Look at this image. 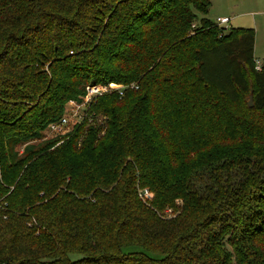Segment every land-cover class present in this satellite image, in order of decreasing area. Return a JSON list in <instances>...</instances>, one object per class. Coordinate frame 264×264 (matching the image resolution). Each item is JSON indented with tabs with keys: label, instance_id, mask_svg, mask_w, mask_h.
Instances as JSON below:
<instances>
[{
	"label": "trees",
	"instance_id": "trees-1",
	"mask_svg": "<svg viewBox=\"0 0 264 264\" xmlns=\"http://www.w3.org/2000/svg\"><path fill=\"white\" fill-rule=\"evenodd\" d=\"M209 8L0 0V264H264V60Z\"/></svg>",
	"mask_w": 264,
	"mask_h": 264
},
{
	"label": "rangeland",
	"instance_id": "rangeland-1",
	"mask_svg": "<svg viewBox=\"0 0 264 264\" xmlns=\"http://www.w3.org/2000/svg\"><path fill=\"white\" fill-rule=\"evenodd\" d=\"M205 18L212 24L216 23L217 18H232L231 26L233 29H251L254 33V50L253 58L254 61L262 63L264 60V0H210V8ZM98 87L102 86L103 93L111 92L114 90H122L123 85L115 86L109 85V89H103L104 84H95ZM132 88V87H131ZM88 95H92L90 90L87 91ZM122 95V94H120ZM80 98L78 101L68 102L65 106V112L59 122L49 124L42 132L45 140H51L58 136H64L71 132L77 123H83L86 120L88 125H92L96 115L88 108L91 103L90 97ZM250 96H246L243 100L244 105L247 106ZM94 118V119H93ZM65 120L66 123H63ZM60 126L58 130L56 127ZM249 145V144H248ZM246 145V147L248 146ZM20 148L19 150H21ZM234 154V152L232 153ZM263 156V155H261ZM234 161L231 163V161ZM238 159L230 157L226 159V163H230V175H234L233 164L237 163ZM223 161V160H222ZM246 161V160H244ZM143 196V195H142ZM144 200L150 202L153 198L152 194L143 196ZM170 214L169 211H166Z\"/></svg>",
	"mask_w": 264,
	"mask_h": 264
},
{
	"label": "built area",
	"instance_id": "built-area-1",
	"mask_svg": "<svg viewBox=\"0 0 264 264\" xmlns=\"http://www.w3.org/2000/svg\"><path fill=\"white\" fill-rule=\"evenodd\" d=\"M215 25L217 26V27H219V28H224V29H226L227 31L231 28L230 27V25H229V19H227V18H217L216 19V23H215ZM192 28H194V26H192ZM254 69H255V71H261V63H258V62H256L255 61V65H254ZM109 85H112V84H109ZM109 85L108 86H105L104 85V87H103V89L105 90V88H106V90L107 89H109L108 87H109ZM88 90H90V93L92 94V95H88ZM108 91V90H107ZM104 93H103V91H102V86L101 87H98L97 85H95V84H93V85H88L87 87H86V97L85 98H87V97H90V99H91V101L90 102H93L94 101V99L96 98V97H98V96H101V95H103ZM121 94V93H120ZM64 121V122H63ZM62 122L63 123H66L65 122V120H62ZM60 128V126H57L56 127V130H58ZM148 195V192H145L144 194H143V196H147Z\"/></svg>",
	"mask_w": 264,
	"mask_h": 264
},
{
	"label": "water",
	"instance_id": "water-1",
	"mask_svg": "<svg viewBox=\"0 0 264 264\" xmlns=\"http://www.w3.org/2000/svg\"><path fill=\"white\" fill-rule=\"evenodd\" d=\"M247 105H248L249 108H252V106H253L252 96L249 97V101H248Z\"/></svg>",
	"mask_w": 264,
	"mask_h": 264
},
{
	"label": "crops",
	"instance_id": "crops-1",
	"mask_svg": "<svg viewBox=\"0 0 264 264\" xmlns=\"http://www.w3.org/2000/svg\"><path fill=\"white\" fill-rule=\"evenodd\" d=\"M227 19H229V25L232 28L231 23H230L232 21V18H227Z\"/></svg>",
	"mask_w": 264,
	"mask_h": 264
}]
</instances>
